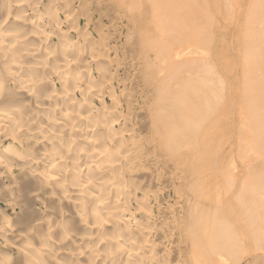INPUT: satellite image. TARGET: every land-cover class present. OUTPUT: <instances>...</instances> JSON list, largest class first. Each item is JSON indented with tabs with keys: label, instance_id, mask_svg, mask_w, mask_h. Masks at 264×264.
Segmentation results:
<instances>
[{
	"label": "bare ground",
	"instance_id": "obj_1",
	"mask_svg": "<svg viewBox=\"0 0 264 264\" xmlns=\"http://www.w3.org/2000/svg\"><path fill=\"white\" fill-rule=\"evenodd\" d=\"M218 7L0 0V264H264L262 131L230 120Z\"/></svg>",
	"mask_w": 264,
	"mask_h": 264
},
{
	"label": "rangeland",
	"instance_id": "obj_2",
	"mask_svg": "<svg viewBox=\"0 0 264 264\" xmlns=\"http://www.w3.org/2000/svg\"><path fill=\"white\" fill-rule=\"evenodd\" d=\"M210 1L211 3L213 1L214 3H218V8L222 10H219L217 12L218 9L215 8L217 10H215V12L213 11V13L216 14L217 12L218 14H216L217 16L215 17V20L217 18V22L220 24L222 23V26H224V28L226 29L223 30V34L225 37L222 35V33H220L221 35L218 33L217 38H219V40H226L227 47H225V50L229 54V60L225 59L226 61H224V63L230 65L233 69L230 73L229 79H233L231 80V84L233 85L232 99H234L235 105L232 109L236 113H231L230 120L233 121L234 119V121H250L249 123L251 124V128L255 127L252 121H260L258 127H260V130L262 131L261 146L263 150L264 159V104L261 102L264 99V0ZM242 10L244 13L240 12ZM221 14L225 15L222 16ZM229 15L231 16V18H229ZM57 18V20L61 22L60 27L63 30L68 29L70 27V23L64 20V18L60 14L57 15ZM103 22L104 25H109L108 21L104 20ZM126 23L121 25L122 27H119L120 30L117 31L115 29L110 32L112 34L114 33L113 36H116V38L111 44L116 45V47H118L117 54L118 56H120V60L124 58V52L127 50L126 39L128 37V31L126 28ZM239 32H242L243 35H238ZM168 34H174V30L173 25H170L166 20L164 22V35ZM238 55L240 56L238 57ZM114 56L115 55H113L112 57ZM123 60H121L120 67L122 68L119 69L120 72L118 71V74L123 77L126 70L134 74L135 71L131 70L129 67H126V65L123 63ZM218 62L220 63V60H218ZM91 76L93 85L97 86L99 83H101L99 79V74L96 71V67L94 65H92ZM234 77L236 79H234ZM149 93L150 90L147 89L146 94ZM91 94L88 95L90 99L93 97L91 96ZM81 98V94H77V99L79 100ZM240 108L243 109L241 111L245 112L244 120L241 118L240 114L242 112L240 111ZM133 121L135 123H138L139 117L137 114L134 115ZM262 179L264 192V168L262 170ZM5 186L10 187V184L7 183V179L3 178V180L0 181V208L3 211L2 219L0 218V225L2 224V221L16 224L20 220L19 210L13 206H10L8 202L5 201L4 198L6 197V195L2 193ZM2 245L3 240L0 239V252Z\"/></svg>",
	"mask_w": 264,
	"mask_h": 264
}]
</instances>
